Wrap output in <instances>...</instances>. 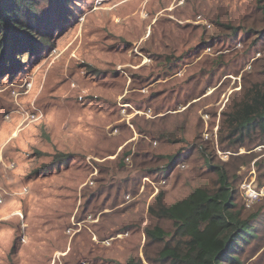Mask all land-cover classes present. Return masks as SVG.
Listing matches in <instances>:
<instances>
[{"label":"rangeland","instance_id":"obj_1","mask_svg":"<svg viewBox=\"0 0 264 264\" xmlns=\"http://www.w3.org/2000/svg\"><path fill=\"white\" fill-rule=\"evenodd\" d=\"M60 2V8L55 2L51 5L42 2L41 11L46 12L43 21L47 23L41 26L34 22L27 26L32 42L46 39V44L40 45L33 53L29 51L31 47L21 45L12 56L14 63L9 68L13 71L6 69L0 73V264H119L126 261L159 264L154 262L156 248L146 244L144 236V229L150 222L147 215L150 196L162 189L165 203L171 204L182 199L198 183L212 186L211 180L217 178L214 172L201 169L200 176L194 179L195 173L182 163L176 170L181 168L185 176L177 187L172 186L175 172L169 173L163 182L161 178L158 183L147 178L136 192L137 196H120L127 212L115 214L112 220L105 219L104 224L100 213L80 216L82 195L87 184L90 187L94 184L98 175L96 168L103 167L95 163L114 159L122 152V145L138 141L136 132L132 139L125 138V128L131 125V118L134 115L160 116L164 112L162 105L155 111L142 104L138 111L124 101H129L124 97L130 96L134 85L136 96L133 99L140 101L159 82L146 88L142 86L143 74L156 69L163 60L160 59L166 50L164 46H173H162V40L174 37L176 32L191 30L194 25L209 27V24L199 14L194 18L191 16L192 5L186 4V0ZM62 16L67 19L63 23L60 21ZM165 17L170 20L163 21L160 33L164 34L159 37L154 31L155 42L161 43L158 49H154V43L150 41L153 28ZM32 45L37 48L35 43ZM242 45L235 44L227 50V53L234 51L228 59L232 62L231 74L208 82L215 84L206 89L205 95L216 94L206 102L197 103L196 116L203 126L200 133L206 141L203 140L212 158L211 164L224 166L229 173H235L231 178L233 203L240 220L247 221L254 216L256 226L255 236L239 247L241 251L234 252L238 259L224 264H264V176H260L264 174V164L260 168L257 166L264 160V138L249 141L246 148H240L223 165L217 160L226 162L228 155L220 151L214 138L220 113L226 111L232 101L230 96L236 100L235 93L243 83L264 79V43L261 48L248 52L242 51ZM217 49V46L208 47L200 56H190V66L204 55L220 54ZM173 52L171 49L169 53ZM189 69L191 67L183 66L177 71L176 76L182 77V83L189 75ZM197 80L193 78L191 85L197 86ZM206 81L202 78V84ZM169 109H174L173 103ZM89 115L93 116L94 122L85 120L84 117ZM90 124L96 125L92 126L94 130L90 129ZM119 125L124 129L119 130ZM117 145L121 147L115 155L101 159L102 150ZM56 152L73 153L75 159L71 164L70 161L61 166L53 163L50 167ZM201 162L204 161L195 158L192 165ZM82 163L94 167L86 169L87 173L77 170ZM113 165L115 172L113 169L104 175L102 186L106 189L108 184L117 185L123 179L116 174L121 169ZM131 167L128 164L122 170L127 172ZM126 172L123 173L130 181L139 177L137 172ZM251 180L260 196L247 204L243 185ZM147 182L154 188L151 195ZM112 198L113 194L102 208L109 205ZM92 201L97 203L96 199ZM79 203L81 205L77 208ZM110 211L102 209L101 213ZM125 219L133 226L128 232L122 230L121 234L103 240L96 237L107 229H121L124 223L120 220ZM94 223L96 230L92 227ZM158 224L163 229L172 230L169 222L160 220Z\"/></svg>","mask_w":264,"mask_h":264},{"label":"trees","instance_id":"obj_2","mask_svg":"<svg viewBox=\"0 0 264 264\" xmlns=\"http://www.w3.org/2000/svg\"><path fill=\"white\" fill-rule=\"evenodd\" d=\"M42 2H46L47 5L55 2L57 8L61 6L60 0H0V73L5 72L6 69L13 71L9 68L14 63L12 56L14 52L21 49V45L31 47L29 51L33 53L40 45L46 44V39L33 40L32 42L27 27L33 25L34 22L40 23L41 26H45L47 23V21H43L46 19V12L41 11L40 4ZM188 3L192 5L191 16L193 18L198 14L203 16L209 27L194 25L191 30H181L182 32H176L174 37L168 36L169 38L162 40V46L166 44L173 46H164L166 50L160 59L163 60L156 69L143 74L142 86L146 88L156 81L159 82L148 91L144 99H139L140 101L133 99L136 96L135 85L130 91V96L124 97L129 99V101H124L132 104L138 111H140V106L145 104L146 108L155 111L159 110L157 107L162 105L163 109H160L164 112L160 116L151 115L147 118L134 115L131 118V125L125 128L127 132L125 138H131L136 132L139 136L138 141L122 145V152L117 153L114 159L95 163L103 167H95L99 176L95 177L94 186L86 185L82 195L83 203L82 205L79 203L77 208L81 205V217L88 214L95 216L100 213L99 217L104 224L105 219L112 220V216L115 214L121 215L127 212L122 206L123 202H120V196L122 195L121 198L125 195L129 198L137 196V191L139 187H142L145 179L148 178L154 183H158L160 180L166 179L169 173L174 174L175 172L172 186L177 187L180 179L185 176V172H182L181 168L176 170L179 165L186 163L188 168L195 173L194 179L198 178L201 174L200 170L205 168L217 176L216 179L211 180L212 186L202 182V184L198 183L182 199L171 204L165 203L162 189H159L154 195L152 194L154 191L152 184L145 183L152 195L147 206L150 222L148 228L144 229V236L146 244L156 248L154 262L159 264L162 262L166 264H224V262L238 259L234 252L241 251L242 248L239 247L248 243L250 238L255 236L256 226L253 224L254 216L247 221H241L240 214L236 211L231 182L235 173H229L224 169V166L219 167L211 164L212 158L207 153L206 141L202 139V133H200L201 130L203 131V126L196 116L197 103L206 102L212 94H216V92H212V94L205 95L206 89L215 84L208 83L212 78L231 74L229 67L232 62L228 59L234 51L227 53L228 49L233 48L235 44H243V52L261 48L264 43V0H186V4ZM60 15L62 14L59 13ZM65 20H67L66 16H62L60 19L61 23ZM164 20L170 19L165 17L158 20L153 28V36L150 37V41L154 43V49H158L161 44L155 42V37L156 34L159 37L164 34L160 33ZM33 43L37 45V48L32 45ZM213 46L218 47L217 50L220 54L212 57L204 55L202 59L190 66V56L196 58L202 54L205 48H213ZM171 49H174L173 53H169ZM183 66L191 67V69H189L190 73L185 82L182 83V77H177L176 73ZM195 77L199 79L197 86L190 83ZM244 77L243 75L242 78L244 79ZM162 78L163 81H160ZM202 78L207 79L205 84H202ZM197 90L198 93H196ZM237 91L235 93L236 100H233L235 97L230 96L232 101L228 105V109L220 113L214 136L220 146L221 150H219L228 153L226 162L217 160L222 165L228 163L240 148H246L249 141L255 138L257 140L259 137L264 138V79L243 83L241 89ZM151 103L156 107L151 106ZM171 103L174 104L172 110L169 109ZM84 118L94 122L92 115ZM92 126L96 127L95 124H90V127ZM119 126V130L124 129L121 128L123 125ZM92 128L90 129L94 130ZM119 147L121 145L102 150L101 159L115 155ZM195 158L204 162L192 165ZM74 159L73 153L56 152L51 158L50 167L53 163L61 166L63 163L67 165L70 161L71 164ZM113 164L121 169L116 174H120L123 179L117 185L108 184L106 189L102 186L105 183L104 175L113 169L115 172L116 167ZM128 164L132 167L127 172H137L139 176L131 181L123 173L126 171L122 170ZM263 164L264 160L259 161L258 168ZM82 165L78 166L77 170H83L85 173L88 172L86 169L94 167V165L89 166L85 163ZM260 176H264V174ZM120 190L123 191L122 194H120ZM111 194H113L111 203L102 208L104 203L111 198ZM95 199L97 203L92 201ZM102 209L112 211L101 213ZM17 216L19 217V215ZM160 220L171 223L172 230L161 228L158 224ZM152 221L154 223L151 226ZM120 222L124 223L121 229H107L99 232L100 234L98 233L96 237L100 240L113 238L115 235L121 234L122 230L128 232L133 228L132 223L126 219L120 220ZM114 223L111 225L115 226ZM94 226L97 227L96 223L92 227ZM149 226L151 227L149 228ZM96 227H94L95 230L98 229ZM11 255L12 252L9 256ZM108 262L112 263V261ZM119 264L132 263L126 261Z\"/></svg>","mask_w":264,"mask_h":264},{"label":"built area","instance_id":"obj_3","mask_svg":"<svg viewBox=\"0 0 264 264\" xmlns=\"http://www.w3.org/2000/svg\"><path fill=\"white\" fill-rule=\"evenodd\" d=\"M226 155H228V153ZM163 181L164 180H162L161 182ZM252 181L253 180H251V182L247 183L246 185H243L247 204L252 203L260 196V193L257 191L256 186L252 184Z\"/></svg>","mask_w":264,"mask_h":264}]
</instances>
